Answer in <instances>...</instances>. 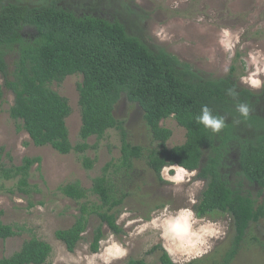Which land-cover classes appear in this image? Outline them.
Returning a JSON list of instances; mask_svg holds the SVG:
<instances>
[{
  "label": "trees",
  "instance_id": "trees-1",
  "mask_svg": "<svg viewBox=\"0 0 264 264\" xmlns=\"http://www.w3.org/2000/svg\"><path fill=\"white\" fill-rule=\"evenodd\" d=\"M47 2L32 8L23 0L9 4L0 0V75L3 79L0 102L4 99V89L12 92L15 100L10 117L20 124L19 128L35 146H50L61 155L85 154L92 148L87 143L90 138L102 140L112 130L121 141L118 164L109 163L89 190L79 182L59 188L64 196L79 204L84 202L79 206V216L73 226L59 230L56 238L68 252L74 253L92 216L99 218L100 225L93 232L91 253H100L105 226L113 234H121L120 210L129 194L119 188L115 176L122 172L132 175L134 163L144 158L160 179V169L165 163H172L196 170L198 179L207 183L194 209L199 217L216 213L231 216L234 233L231 246L218 263L231 264L240 253L251 225L264 220V202L260 204L264 196V115L257 111L258 96L238 85L234 68L225 78L203 79L190 64L181 62L175 55L163 49H150L140 38L129 34L118 20L78 16L58 7L57 0ZM28 29L37 32L33 41L23 35ZM10 54L16 55L12 68L7 62ZM77 75L83 77L79 87L82 142L73 146L66 124L71 107L51 85ZM230 89H234L231 96ZM123 97L143 111L145 124L156 144L147 152L129 141L125 122L115 116L116 106ZM240 103H247L252 109L247 119L236 111ZM203 105L214 114L226 116V127L219 134L197 123ZM169 119L185 129L183 145L168 147L173 132L162 123ZM3 153L1 148L0 156ZM205 155L207 161L203 163ZM95 162L84 158L83 166L92 170ZM41 164V157H26L20 166L1 168V178L16 180L17 191L30 194L31 170L36 165L40 170ZM230 165L239 169L234 179L228 172L232 169ZM242 182L257 187V196L248 192ZM92 197L96 201L90 200ZM22 232L0 223L2 241ZM52 255L50 244L33 237L12 256L1 258L0 264H48ZM159 260L161 264H175L162 249ZM129 264L149 263L131 259Z\"/></svg>",
  "mask_w": 264,
  "mask_h": 264
},
{
  "label": "rangeland",
  "instance_id": "rangeland-1",
  "mask_svg": "<svg viewBox=\"0 0 264 264\" xmlns=\"http://www.w3.org/2000/svg\"><path fill=\"white\" fill-rule=\"evenodd\" d=\"M23 1L32 8L49 4L47 0ZM9 3H16V0H6V4ZM56 4L78 16L122 22L129 34L140 38L150 49H163L175 55L181 62L190 64L203 79L225 78L234 68V80L238 85L260 95L257 111L264 115V87L254 89L241 82L242 76L253 73L264 80V0H57ZM225 29L230 33L228 38L223 36ZM24 35L27 40L38 36L34 29H28ZM15 57V54H10L7 58L11 68ZM82 82L83 77L77 75L66 78L61 84L51 85V89L65 97L71 107L66 124L73 146L82 142L79 105ZM0 84L3 85L1 75ZM4 92V99L0 102V149L4 148L0 170L20 166L26 157H41L42 164L40 170L37 165L31 170L30 194L18 192L17 181L4 180L0 174V223L23 231L14 238L0 240V259L12 256L25 241L37 237L53 248L48 264H103L102 256L113 242L127 250V255L114 260L113 264H129L131 259L161 264V249L170 254L175 264H218L222 261L231 246L233 221L231 216L220 213L197 216L194 207L200 202L207 183L198 179L197 173L190 182L175 186L158 178L144 158L134 163L132 175L122 172L115 176L119 188L129 194L118 221L123 232L115 235L105 226L100 253H91L93 232L100 225L99 218L92 216L77 250L68 252L56 238V233L73 226L79 216V206L84 201L77 203L64 196L59 188L79 182L89 190L94 179L103 174L109 163L118 164L120 137L114 130L102 140L92 137L87 142L92 148L85 154L61 155L50 146L37 147L19 128L20 124L10 117L15 97L6 89ZM115 116L125 122L133 145L142 146L146 152L155 147L140 106L123 97L116 106ZM162 125L173 132L169 148L185 143L186 131L174 119L166 120ZM84 158L96 161L92 170L83 166ZM206 161L205 155L203 163ZM230 166L232 169L228 172L234 179L239 169L235 165ZM195 181L203 183L196 184ZM242 183L248 192L257 196V187ZM193 198L195 204L190 203ZM90 200L96 201V198ZM263 202L264 196L260 198V204ZM184 208H191L200 221V224L192 226L193 231L206 221L220 226L221 235L210 241V250L202 256L194 257L180 250V241L165 238L160 227L164 220ZM155 248L159 249L155 251ZM231 264H264V220L251 225L240 253Z\"/></svg>",
  "mask_w": 264,
  "mask_h": 264
},
{
  "label": "clouds",
  "instance_id": "clouds-1",
  "mask_svg": "<svg viewBox=\"0 0 264 264\" xmlns=\"http://www.w3.org/2000/svg\"><path fill=\"white\" fill-rule=\"evenodd\" d=\"M223 36L230 37L227 29L224 30ZM239 37H236L238 41ZM241 82L248 84L251 88L260 89L264 87V80L256 77V74H249L241 77ZM228 94H234V89H230ZM236 111L240 117L247 119L252 111L247 103L236 105ZM174 118L175 114H171ZM197 123L203 125L204 129L210 130L214 134H219L226 127V116L214 114L212 109L207 105L201 107L200 114L197 116ZM239 123V121H235ZM196 170H189L182 165L165 163L160 169L161 179L169 183L180 186L190 182L191 178L196 176ZM203 181V180H202ZM202 181H195L196 184H202ZM190 203L195 204V199H191ZM198 216V215H197ZM201 218V217H200ZM194 224H200L195 218V213L191 208L180 209L174 216L164 220L160 227L163 228L165 238L172 237L180 241L179 248L186 251L189 255L199 257L205 254L211 248L210 241L221 235L220 226L212 221H206L196 230H192ZM127 255V250L119 246L117 242H113L110 247L105 250L102 256L103 264H113L114 260H118ZM170 255V254H169Z\"/></svg>",
  "mask_w": 264,
  "mask_h": 264
},
{
  "label": "flooded vegetation",
  "instance_id": "flooded-vegetation-1",
  "mask_svg": "<svg viewBox=\"0 0 264 264\" xmlns=\"http://www.w3.org/2000/svg\"><path fill=\"white\" fill-rule=\"evenodd\" d=\"M26 31H27V30H26ZM26 31H25V32H26ZM25 32H24V33H25ZM23 35H24V34H23ZM24 37H25V35H24ZM32 41H33V39H32ZM257 96H258V98H259V103H260V102H261V101H260V95H257ZM260 106H261V105H260ZM260 109L263 110V108H261V107H260Z\"/></svg>",
  "mask_w": 264,
  "mask_h": 264
}]
</instances>
